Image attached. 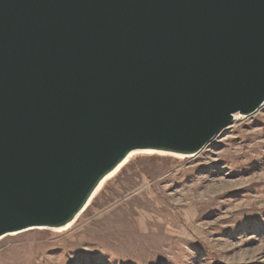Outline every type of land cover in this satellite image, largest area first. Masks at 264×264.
I'll return each mask as SVG.
<instances>
[{"label":"water","instance_id":"water-1","mask_svg":"<svg viewBox=\"0 0 264 264\" xmlns=\"http://www.w3.org/2000/svg\"><path fill=\"white\" fill-rule=\"evenodd\" d=\"M263 104L264 0H0V241L73 226L132 152L195 157Z\"/></svg>","mask_w":264,"mask_h":264},{"label":"rangeland","instance_id":"rangeland-1","mask_svg":"<svg viewBox=\"0 0 264 264\" xmlns=\"http://www.w3.org/2000/svg\"><path fill=\"white\" fill-rule=\"evenodd\" d=\"M156 156L131 157L69 230L1 239L0 264H264V106L195 157Z\"/></svg>","mask_w":264,"mask_h":264},{"label":"bare ground","instance_id":"bare-ground-1","mask_svg":"<svg viewBox=\"0 0 264 264\" xmlns=\"http://www.w3.org/2000/svg\"><path fill=\"white\" fill-rule=\"evenodd\" d=\"M237 117H239L240 118V116L239 115H235V119L237 118ZM136 154H148V155H150V154H152L151 152H144V153H142V152H132L129 156H128V158L124 161V163L112 174V175H110L109 177H107V179L104 181V183L101 185V187H103L104 186V184L110 179V178H112L113 176H114V174H116L121 168H123V166L127 163V161L131 158V157H133V156H135ZM177 158H182V157H177ZM101 187L99 188V190H98V192L101 190ZM98 194V193H97ZM96 197V196H95ZM72 226H69L68 228H66V229H63L64 231H67V230H69L70 228H71ZM63 230H60V231H57V232H63Z\"/></svg>","mask_w":264,"mask_h":264},{"label":"trees","instance_id":"trees-1","mask_svg":"<svg viewBox=\"0 0 264 264\" xmlns=\"http://www.w3.org/2000/svg\"><path fill=\"white\" fill-rule=\"evenodd\" d=\"M153 157H159V156L153 155ZM105 189H106V188H102V187H101V190L98 192V194L96 195V197H95L93 200H91L92 202H91L90 206L88 207V209H87L83 214H85L87 211H89L91 207H93L94 205H96V202H97L96 200L100 197L99 195H101L102 192H103ZM83 214H82V215H83Z\"/></svg>","mask_w":264,"mask_h":264}]
</instances>
